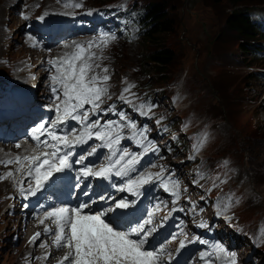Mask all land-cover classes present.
Instances as JSON below:
<instances>
[{"label":"rangeland","instance_id":"374dc122","mask_svg":"<svg viewBox=\"0 0 264 264\" xmlns=\"http://www.w3.org/2000/svg\"><path fill=\"white\" fill-rule=\"evenodd\" d=\"M38 1L34 0L29 4V0H19L17 5L10 4L8 7L6 0H0V13L3 15L0 16L3 18L2 24L0 23V60L10 63V67L6 68L0 64V72L11 70L16 60L17 63H26L33 62L37 57L35 51L33 55L28 54V48L21 41V38L30 41L26 31L32 27L31 24L26 21H12L15 16L12 12H18L21 18L27 16V13L36 14L39 19L43 17L40 22L46 20L45 12L47 17L57 13V17L52 21L54 24L56 21V27H62L77 16L80 25L75 21L72 23L79 28L75 34L82 35L77 41L71 40L63 46L70 44L69 54H72L77 51L76 45H83L86 49L89 43L93 45L88 50L95 53V58L89 61L93 64L92 73L89 75L110 77L103 85L107 88V93L102 97L100 106H111L116 117L120 114L128 117L122 121L120 129V133L131 135L125 147L128 153L131 151L130 144L142 132L152 133L155 138H163L166 135L172 138L171 131L179 129V118L182 115L192 117L194 126L201 128V138L206 137L202 144L205 148L203 157L208 164L205 167L195 166L194 163H189L187 167L184 166L185 163L180 164L174 172L152 188V191L161 197L164 196V201H167L170 195H173L174 199L180 197L183 204L182 199L185 196L193 197L198 190H206L202 197L206 196L210 201H202L196 206L200 216L195 219L207 225L214 237L221 229L222 233L224 230L230 236H237L234 230H229L224 226V222L215 218L217 212L232 214L233 218L228 223L241 222L238 230L243 236L237 237L241 242H247V252H252V238L244 236L246 225L250 236L252 234L264 239V229L257 236L253 225L259 220H264V80H261L259 75L264 59L256 58L248 48L254 39L239 35L226 27L228 15L234 9L231 3L228 0H113L107 3H103L104 0ZM141 2L148 4V7L156 3V8L168 4L164 11L175 21L174 30L163 34L151 44L146 37L142 38L139 34L129 40L120 32H114L113 27L117 28L118 22L109 21L107 13L119 3L131 6ZM91 4V7L82 8ZM261 5L264 3L253 1L244 6L250 9ZM27 17V21L37 22ZM63 27L67 31L68 25ZM46 29L51 30L53 26H47ZM33 32H37V29ZM105 36L115 38L105 45L102 43V37ZM60 46L51 49L48 61L52 60L54 53L60 52ZM159 46L175 53L170 64L160 67L164 68L166 73L159 71L160 68L145 56L150 48ZM97 64L99 68L95 67ZM104 68L108 70L106 73L103 72ZM145 69H151V72H146ZM39 72L33 71L32 75L36 76ZM47 78L48 71L40 90L45 88ZM171 89H181L186 95L184 100L178 101V107L172 114L173 118L168 122L161 119L159 123H156L158 118H144L143 109L150 110L149 98L157 103L154 109L172 111L169 99ZM117 99H121L119 103ZM129 122L136 125L135 133L133 128L126 126ZM187 141L189 142V139ZM171 143L178 151H183L181 145L175 144L173 139ZM159 150L157 156L146 159L132 175L135 180L142 176L144 169L153 173L159 168L168 170L174 166L169 159L170 148L163 145ZM136 152L139 151L132 154L136 155ZM180 156H176V162L180 161ZM222 156L229 157L232 163L226 162ZM231 166L237 170V178H233L234 181L231 180V184L226 187V183L231 179ZM205 171L207 176L202 177L201 174ZM2 188L4 187H0V264H15L22 261L23 257V254H20L23 248V242L20 241L22 238L15 236V223L19 221L16 217L21 213V206L11 215L8 209L10 207L15 212V205L12 203L15 196L11 199L8 196L2 197L5 190ZM18 197L23 199L22 195ZM1 199L10 200V205ZM7 221L11 222L10 231H5ZM189 225L193 227V220ZM21 230L25 232L23 225ZM188 235L195 236L193 232ZM19 246L20 252L15 250ZM36 247L38 248V245ZM244 247H247L246 244L242 245V249ZM253 251L255 253L251 259L256 261L255 254L264 256V244ZM33 262L29 258H24L23 261L24 264Z\"/></svg>","mask_w":264,"mask_h":264},{"label":"snow or ice","instance_id":"6c2138e0","mask_svg":"<svg viewBox=\"0 0 264 264\" xmlns=\"http://www.w3.org/2000/svg\"><path fill=\"white\" fill-rule=\"evenodd\" d=\"M23 18L27 19L28 17L24 16ZM40 19H43V17H40ZM114 38L102 37V43L106 45L110 39ZM92 46L89 43L86 49L83 45H76V52L49 61L56 68L58 75L52 79L62 89L63 96L62 104L56 106L57 116L55 121L50 122L51 126L55 128L71 118L84 125V131L75 136L73 140H69L67 135L59 136L47 130L43 124L33 128L32 139L54 149L52 152H42L31 157H23V160L29 162L28 174L32 175L33 171L35 173L36 187L32 190L33 194L43 188L53 178L54 173H60L70 166L69 153L59 155L60 148L57 144L40 141L41 135L47 134L52 141L58 142L65 148L86 143L87 139L93 135L96 139L106 141V146L110 149L120 142L121 137L118 134L114 138L112 136V122L104 126H101L98 120L89 122L90 111L95 114L96 110L100 108L102 97L107 93V88L103 85L110 79L108 75H89L93 70V64L89 61L95 58V53L88 51ZM95 67L99 68L100 66L97 64ZM107 71V68L103 69V72L106 73ZM51 90L54 94H57V99H61L56 86H53ZM127 90L125 89V91ZM85 105H90L91 109L85 110ZM120 119L123 121L126 117L120 114ZM126 126L133 129L136 127L135 124L130 122ZM104 127L108 128L109 131H92V129H102ZM205 139L206 137L201 138L200 144ZM17 147H20V145H17ZM95 151L96 149L93 148L92 153H95ZM20 159L18 157L16 162L19 163ZM122 162L124 164L121 169L116 170V175L123 174L126 168H130L137 162V159L135 155L123 151L114 163L102 167L99 171L93 172L92 169L85 167L83 175L107 177L113 172L115 166L121 165ZM151 176L152 174L149 173L147 176H141L137 180L130 181L128 191H132L133 186L140 187L149 183ZM114 203L116 210L130 207V204L124 199L114 201ZM84 207H87V205L71 209L59 207L47 213L48 218H55L54 222L57 223L59 228L55 243L57 246H61L62 242H65L63 246L69 249L64 256L65 261H68L69 264H159L158 253L146 250L144 247L148 234L154 230L147 227L152 223L151 214L143 223H138L137 227H131L129 231H121L105 222L102 219L103 213L82 214ZM66 228L67 233L65 232ZM45 231H49V229H45ZM133 236L137 238L133 239ZM180 247H184L183 242H181Z\"/></svg>","mask_w":264,"mask_h":264},{"label":"trees","instance_id":"16d2710c","mask_svg":"<svg viewBox=\"0 0 264 264\" xmlns=\"http://www.w3.org/2000/svg\"><path fill=\"white\" fill-rule=\"evenodd\" d=\"M113 0H104L103 3H107ZM233 6V10L229 13L226 27L239 35H244L246 37L254 39L257 41L259 37L258 28L263 24L264 21V12L257 14L256 19H251L248 14L249 8L244 6L247 3L256 1L258 3H264V0H228ZM156 3L148 5L145 7V13H140L133 10L124 9L123 17L120 18L122 23L134 24L139 28V33L142 35V38L146 37L148 43L156 42L163 34L172 32L174 30L175 21L172 18H169L165 13V8L168 6L161 5L159 8H156ZM121 7H117V10L113 11V18H118V13L120 12ZM249 48V47H248ZM251 51V48H249ZM146 58L151 60L156 66L164 67L170 64L173 60L175 53L170 49L163 48L162 46L156 48H150L145 55ZM146 72H151V69H145ZM162 73H166L164 68H160Z\"/></svg>","mask_w":264,"mask_h":264},{"label":"bare ground","instance_id":"6f19581e","mask_svg":"<svg viewBox=\"0 0 264 264\" xmlns=\"http://www.w3.org/2000/svg\"><path fill=\"white\" fill-rule=\"evenodd\" d=\"M7 1V6L9 7L10 4H13V5H17L19 0H6ZM34 0H29V4L32 3ZM38 1V0H37ZM39 2V1H38ZM37 3V2H36ZM24 4V3H23ZM33 5V4H32ZM31 5V6H32ZM51 5V4H50ZM58 5V3H57ZM33 8V7H32ZM9 11V10H8ZM12 12V11H11ZM13 14H15V16L12 17V21H18L21 22V21H26V22H29L30 24H32V20H29L27 21L26 19H23L19 16L18 12L17 13H14L12 12ZM65 13V12H64ZM63 13V14H64ZM68 13V12H67ZM0 16H3L2 15V12L0 13ZM52 18H56L57 17V13L56 14H51ZM3 18L0 17V23L2 21ZM62 19V18H61ZM65 19V18H64ZM67 19V17H66ZM69 19V18H68ZM55 20V19H54ZM70 20V19H69ZM46 21L48 22H52L53 20L51 19H46ZM68 21V20H67ZM2 24V23H1ZM55 24H56V21H55ZM44 31V30H43ZM3 36V35H2ZM56 39H57V36L53 37L51 39V43L52 44H55L54 42H56ZM26 39H22L21 38V41L24 42ZM28 42V41H27ZM29 44H35V40L33 38L30 37V41L28 42ZM70 45V44H69ZM71 47V46H70ZM59 50V49H58ZM60 51V50H59ZM56 52H57V49H56ZM61 52V51H60ZM59 52V53H60ZM61 54V53H60ZM64 57V56H62ZM5 158L7 159V162L5 163ZM13 163V161L11 162V159H9L7 157L6 154L4 153H1L0 152V187H4L2 188L3 189H6V190H10L11 192H14L15 193V197L12 199V203H14L15 205V212L14 214L16 213L17 209L19 208V206H21V202L23 204V199H19L18 196L20 195H23L24 194V189L22 188V186H18V180L20 178V175H21V172L15 167V166H12L11 164ZM11 173V174H10ZM184 192V191H183ZM21 201H19V200ZM13 205V206H14ZM14 217V216H13ZM18 222V221H17ZM21 223L18 222L17 226L15 227V232L17 233L18 236H22L24 235V233L22 232L21 230ZM11 227V222L10 221H7V224H6V229L5 231L8 229H10ZM10 231V230H9ZM223 233L226 235V236H230L229 233H225V231L223 230ZM28 236L25 237L24 239V242H23V248H22V252L24 251V256L27 257L29 254L27 253L28 251L30 252H34V253H37V247L35 248L34 246L31 248V243H32V238H29L27 240ZM27 240V242H26ZM39 245V244H37ZM7 246V245H6ZM18 249V251L20 252V249L21 247H16L15 250ZM14 250V251H15ZM32 250V251H31ZM45 250V249H44ZM18 252V253H19ZM253 253H255L253 251ZM252 253V255H253ZM10 254V252H9ZM21 254V253H20ZM28 254V255H27ZM251 255V256H252ZM256 255V258L258 257V254H255ZM19 256V255H18ZM251 256H250V259H251ZM246 259H249L246 255H245ZM12 258V257H11ZM26 259V258H25ZM48 259H51V257H49ZM17 260V259H16ZM54 260V259H53ZM252 260V259H251ZM40 261L42 262L43 259L40 258ZM254 261V260H253ZM24 264V263H23ZM263 264H264V258H263Z\"/></svg>","mask_w":264,"mask_h":264},{"label":"water","instance_id":"95a60500","mask_svg":"<svg viewBox=\"0 0 264 264\" xmlns=\"http://www.w3.org/2000/svg\"><path fill=\"white\" fill-rule=\"evenodd\" d=\"M24 26H26V25H24Z\"/></svg>","mask_w":264,"mask_h":264}]
</instances>
